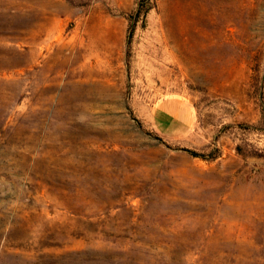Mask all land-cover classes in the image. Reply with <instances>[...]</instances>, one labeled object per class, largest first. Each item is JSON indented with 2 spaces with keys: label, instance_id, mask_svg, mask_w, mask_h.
<instances>
[{
  "label": "rangeland",
  "instance_id": "rangeland-1",
  "mask_svg": "<svg viewBox=\"0 0 264 264\" xmlns=\"http://www.w3.org/2000/svg\"><path fill=\"white\" fill-rule=\"evenodd\" d=\"M0 264H264V0H0Z\"/></svg>",
  "mask_w": 264,
  "mask_h": 264
},
{
  "label": "trees",
  "instance_id": "trees-1",
  "mask_svg": "<svg viewBox=\"0 0 264 264\" xmlns=\"http://www.w3.org/2000/svg\"><path fill=\"white\" fill-rule=\"evenodd\" d=\"M160 140H162V139L160 138ZM181 150H183V151H185V152H187V153H189V154H191V155H193L195 157L206 158V155L197 153L196 151H193V150H190V149L183 148Z\"/></svg>",
  "mask_w": 264,
  "mask_h": 264
}]
</instances>
